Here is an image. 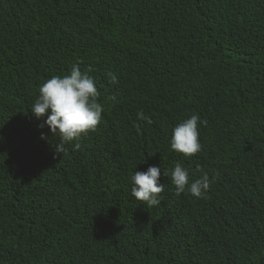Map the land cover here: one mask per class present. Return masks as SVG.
<instances>
[{"label": "trees", "instance_id": "trees-1", "mask_svg": "<svg viewBox=\"0 0 264 264\" xmlns=\"http://www.w3.org/2000/svg\"><path fill=\"white\" fill-rule=\"evenodd\" d=\"M74 65L103 112L58 156L31 108ZM176 163L204 198L175 194ZM153 166L148 208L132 176ZM0 264H264V0H0Z\"/></svg>", "mask_w": 264, "mask_h": 264}, {"label": "clouds", "instance_id": "clouds-1", "mask_svg": "<svg viewBox=\"0 0 264 264\" xmlns=\"http://www.w3.org/2000/svg\"><path fill=\"white\" fill-rule=\"evenodd\" d=\"M91 71V69H89ZM110 82L116 84L117 77L107 74ZM99 92L95 81L87 74H82L79 67L74 65L70 74L64 77L54 76L43 83L39 88V96L31 108L33 115L40 119L49 113L45 121L52 136H59L55 145V154L62 156L66 153L65 145L79 141L90 132H94L100 123L103 112L102 106L98 103ZM139 119L152 121L139 114ZM198 122L200 117L192 115L189 119L176 126L170 140L171 150L184 157H192L201 151L199 143ZM206 126V121L203 122ZM44 125H41L43 127ZM41 139H46L43 135ZM80 144L76 143L74 151L80 150ZM199 171V169H198ZM165 177L169 174L164 173ZM161 170L158 167H149L146 173L135 172L132 176L133 187L131 195L148 208L158 206V197L164 191L160 184ZM171 182L176 188V195L184 193L185 190L196 198H204L210 188V181L207 175L189 182L188 171L176 163L171 172Z\"/></svg>", "mask_w": 264, "mask_h": 264}]
</instances>
